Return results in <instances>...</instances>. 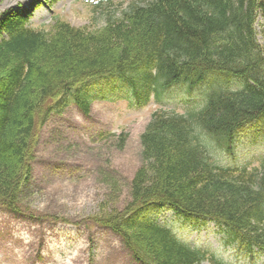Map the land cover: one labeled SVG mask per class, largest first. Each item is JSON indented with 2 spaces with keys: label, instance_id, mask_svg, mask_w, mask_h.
Masks as SVG:
<instances>
[{
  "label": "trees",
  "instance_id": "16d2710c",
  "mask_svg": "<svg viewBox=\"0 0 264 264\" xmlns=\"http://www.w3.org/2000/svg\"><path fill=\"white\" fill-rule=\"evenodd\" d=\"M258 13L264 16V0H144L102 14L100 27L55 19L40 31L26 27L25 10L3 14L0 207L23 213L18 196L30 180L37 133L69 100L87 115L93 87H124L142 103L181 87L202 91L203 105L152 117L140 135L144 165L130 182V201L96 225L120 236L138 264H221L156 223L152 212L161 209L210 220L229 241L264 253V160L250 170L213 162L232 152L240 132L264 137ZM127 138L115 141L122 146Z\"/></svg>",
  "mask_w": 264,
  "mask_h": 264
},
{
  "label": "rangeland",
  "instance_id": "374dc122",
  "mask_svg": "<svg viewBox=\"0 0 264 264\" xmlns=\"http://www.w3.org/2000/svg\"><path fill=\"white\" fill-rule=\"evenodd\" d=\"M102 1V8L93 12L91 6L98 0H2L0 17L8 11L28 10L31 29L48 30L55 17L76 28L93 29L102 26L106 11L118 15L129 4L144 0ZM106 5L111 7L103 8ZM255 29L263 44L262 14L257 15ZM108 89L91 92L99 96L91 103L89 117L71 104L62 114H52L38 131L30 180L18 196L24 202L23 213L0 208V264H136L121 238L97 226L96 220L113 215L130 201V182L144 165L140 135L151 114L184 113L200 103L199 92L172 98L183 92L178 89L168 101L151 100L136 108L123 92L112 94ZM121 131L128 134L122 146L113 138L101 142L98 138ZM234 152L216 155L215 162L231 168L259 166L264 158L263 131L240 132ZM152 213L158 223L174 226L180 241L215 253L227 264H264V257L249 262L238 256L212 223L193 229L189 224L181 227L169 211Z\"/></svg>",
  "mask_w": 264,
  "mask_h": 264
}]
</instances>
